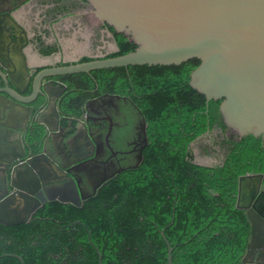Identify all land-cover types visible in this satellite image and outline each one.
<instances>
[{
  "label": "trees",
  "instance_id": "trees-1",
  "mask_svg": "<svg viewBox=\"0 0 264 264\" xmlns=\"http://www.w3.org/2000/svg\"><path fill=\"white\" fill-rule=\"evenodd\" d=\"M51 1L52 11L70 12V3ZM109 30L119 51L107 58L138 47L112 27ZM59 49L55 45L44 52L50 55ZM94 59L84 57L79 62ZM199 64L192 59L180 65H135L59 77L68 86L62 104L68 116H79L89 99L104 92L135 99L147 121L151 144L138 171L124 174L83 206L48 203L28 223L0 224V264H21L16 258L2 257L7 253L21 256L24 264H43L37 261L39 253L30 250L53 248L47 241L62 233L65 224L75 222L84 223L85 238L92 234L97 243L102 238L99 248L107 250L103 264H168V247L160 235L165 228L173 264L241 263L251 228L246 214L236 208L238 180L250 173L264 174V142L253 136L224 140L223 163L207 167L194 162L190 144L217 125L223 132L227 128L221 101L212 100L207 106L206 97L189 84ZM67 65L71 63L61 64ZM144 216L157 226L154 232L158 229V244L145 252ZM94 258L88 264H99Z\"/></svg>",
  "mask_w": 264,
  "mask_h": 264
},
{
  "label": "water",
  "instance_id": "water-1",
  "mask_svg": "<svg viewBox=\"0 0 264 264\" xmlns=\"http://www.w3.org/2000/svg\"><path fill=\"white\" fill-rule=\"evenodd\" d=\"M86 1L93 7L97 21L134 42L138 46L136 50L114 58L102 55L90 62L72 61L67 66H57V62L52 61L51 67L32 78L33 68L29 67L22 51L24 40L10 36L14 43L12 50L18 53L14 59L22 61L0 59V105L7 119L26 122L23 129L26 134L29 124V128L35 124L54 133L58 130L66 87L54 79H47L135 65H180L198 59L200 64L190 75V86L206 97L207 106L212 100L221 101L223 121L234 134L261 138L264 142V0ZM5 17L17 21L14 14L5 12ZM108 33L114 39L116 52L119 51L113 33L110 30ZM45 58L52 60L51 55ZM30 86L31 95L24 96ZM49 87L57 94L53 95ZM39 97L47 106L40 114L35 112L31 121L34 109L30 105ZM43 116L50 117L47 121ZM6 138V128L0 129V168H3L0 170L3 172L0 224L13 226L28 223L40 207L36 195L44 194L40 179L46 170L37 171L40 167L33 162L34 158L27 159L23 166L11 167L16 157L9 160L3 155L23 154L24 149L22 143L11 144ZM194 162L213 167L208 159ZM263 180L262 173L246 174L238 180L236 208L246 212L252 227L249 249L242 263L251 248L264 247V204L257 207L264 203ZM165 230H161V235L168 247V264H173V248L166 239ZM17 258L24 264L21 257ZM99 264H103L101 256Z\"/></svg>",
  "mask_w": 264,
  "mask_h": 264
},
{
  "label": "flooded vegetation",
  "instance_id": "flooded-vegetation-1",
  "mask_svg": "<svg viewBox=\"0 0 264 264\" xmlns=\"http://www.w3.org/2000/svg\"><path fill=\"white\" fill-rule=\"evenodd\" d=\"M70 1V11L73 13L77 12L76 16L79 15L78 12H85L91 17L90 25H87L84 30L91 31L92 33H96V31L108 33L109 26L97 21L93 15V7L86 0ZM29 2L30 6L34 7L30 11V24H32L33 28L43 26L45 18L42 19L41 15H36L37 11L34 12V10L35 8L43 10L42 6L48 7L49 5L47 4L52 5V8L53 3L51 0L44 1V4L41 0H0V16L2 15L0 19V59L4 61L18 56V53L12 50L14 43L10 36L14 38L15 36H19L24 40L22 51L27 56L29 65V56L26 51L28 48H30L31 59L36 57V59L39 58L41 60L53 54L54 57L58 53V51L50 55L42 53L39 50V43L42 41L48 49L55 45L60 46L61 38L54 39L48 36L43 40L44 36H39L38 33H35L34 37H31V35L29 37L28 31L17 18V21H11L7 17L3 18L5 12H8L10 15L18 14L20 8ZM51 8L49 9L48 7L47 11L50 15L53 12L55 14V17L51 16L49 19L53 21L51 23L53 25L60 20V12L52 11ZM96 23H99L100 30H97ZM8 52L10 53V57ZM36 59L34 58L35 61ZM14 60L22 61L21 58H15ZM67 62L69 61L61 60L57 62V66H61V64ZM51 65L35 66L36 69L30 66V68H33L30 72L32 78L43 69L51 67ZM59 77L47 79H54L66 87V92L61 102V117L58 120V130L54 133H48L45 128L35 124L29 128V124L27 125L28 133L26 134L23 131L26 122L22 123V121L10 117L7 119L2 110V105H0V124L3 123V126L0 125V129L5 130L6 128V141L11 144L22 143L24 149L23 154L11 153L3 155L9 160H13L16 157V160L10 166H23L22 164L27 159L34 158L33 162H36V165L40 167L37 171L43 172L46 170V174L40 179V189L44 191V194L36 195L40 207L34 214H37L46 204L53 202L77 207L83 206L86 202L98 197L104 188L110 189L114 183L119 182V178L124 174L138 171L144 162L151 144L147 121L146 119L144 121L143 112L135 102V99H132L128 95L104 92L89 99L81 107V114L79 116H68L62 105L68 96V86ZM31 92L32 88L30 86V90L24 96L31 95ZM50 92L53 95L57 94L52 88ZM44 103V99L39 97L30 105L34 109L33 114H30L31 121H33L35 112L38 115L46 108L47 103ZM25 114L27 116V113ZM49 117L43 116L42 119L48 121ZM20 133L22 134V138ZM202 137L210 139L207 145H204L202 141H198ZM241 138L228 127L223 132L221 127L217 125L211 133L207 132L192 142L190 148L195 155V160L203 161L204 159H208L212 163L219 162L220 164L223 163L226 156V148L223 145L224 140L233 139L240 141ZM0 170H3V168H0ZM2 175L3 172H0V179ZM10 191H13V189L10 188ZM42 198L46 200L42 201ZM263 204L259 203L257 207L263 206ZM243 212L246 214L245 211ZM143 220L144 224L141 236L143 252H145L147 248L152 249L158 244L156 241L158 229L154 232L152 229H155L157 226L153 225L149 219L147 221L145 216ZM250 228L252 234L251 225ZM68 229L78 230V232L69 231ZM83 229L84 223L82 222L67 223L63 226L64 231L62 233H54L53 238L47 241L53 248L31 249L30 252L39 253L40 258L37 261H42L43 264H88L92 259H95L94 255L97 256L98 262L99 256H101L103 262L107 250L99 248L102 238H97L98 243L95 242L92 234H87L85 238ZM251 234L240 264H264V247L251 248L249 255L245 259V263H242L249 249ZM99 236L103 237L104 234ZM17 256L21 257L15 253L2 255V257L13 259H18ZM123 260L125 261V259Z\"/></svg>",
  "mask_w": 264,
  "mask_h": 264
},
{
  "label": "crops",
  "instance_id": "crops-1",
  "mask_svg": "<svg viewBox=\"0 0 264 264\" xmlns=\"http://www.w3.org/2000/svg\"><path fill=\"white\" fill-rule=\"evenodd\" d=\"M49 3V2H48ZM44 4V2H43ZM49 5V9L52 5ZM43 10H37L36 15H41L42 19L45 18V22L43 26H40L38 28H33L32 24H30V11L34 8L33 6H30V2L27 3L25 6H23L18 14H15L16 18L24 25L26 30L29 33V37L35 36V33L39 34V36H44L42 39L51 36L52 38H61L60 41V49L58 50V53L56 56H52V60L48 58H42L41 60L36 57V61L34 58H30V48H28L27 54L29 56V67H35L39 65L48 66L52 64V61L59 62L61 60L63 61H69L67 63H71L72 61L81 60L84 57L89 58H96L99 56H107L111 53L116 52V49L114 47V43L106 44L107 38H109L111 35L109 33H106L105 31L101 32V34L98 32H91L86 31L81 28V26L78 24L77 20L75 19V14L73 12H64L60 13V20L51 25L53 21L49 20L50 17H55L54 12L48 14L47 6H42ZM41 7V8H42ZM45 8V10H44ZM79 15L77 16H88L90 15L85 12H78ZM55 21V20H54ZM77 24L79 25V28H77ZM99 23H96L98 25ZM90 32V33H89ZM99 35L101 36L99 40ZM98 37L97 39H94L95 37ZM114 41V39H113ZM35 47V46H34ZM47 46L45 43L43 44L42 41L39 43V50L42 51V53L45 54L44 50H46Z\"/></svg>",
  "mask_w": 264,
  "mask_h": 264
},
{
  "label": "rangeland",
  "instance_id": "rangeland-1",
  "mask_svg": "<svg viewBox=\"0 0 264 264\" xmlns=\"http://www.w3.org/2000/svg\"><path fill=\"white\" fill-rule=\"evenodd\" d=\"M44 1L47 2L48 0H41V2H44ZM61 2L62 3H69L70 1L69 0H61ZM37 9L38 8H35L34 12H36ZM75 19L77 20L78 24L81 26L82 29H85V27H87V25H90V18L88 16H81V17L80 16H75ZM78 24H77V28H79V25ZM96 27H97V30H100V28H101L98 25H96ZM101 32L102 31H99V33H101ZM100 38H101V36L99 35V40H100ZM94 39H97L98 40V37H95ZM113 43H114V41H113L112 36H110L109 38H107L106 44H108V45L111 44L112 45ZM209 140L210 139H207V138L202 137L198 141H202L204 145H207L209 143ZM210 162H211V165H214V166L217 165V164H219V162H217V163H212V161H210Z\"/></svg>",
  "mask_w": 264,
  "mask_h": 264
}]
</instances>
